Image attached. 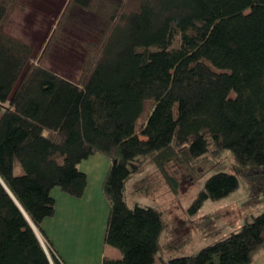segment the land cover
Instances as JSON below:
<instances>
[{
	"label": "trees",
	"instance_id": "obj_1",
	"mask_svg": "<svg viewBox=\"0 0 264 264\" xmlns=\"http://www.w3.org/2000/svg\"><path fill=\"white\" fill-rule=\"evenodd\" d=\"M18 0H0V264H65L35 228L55 213L50 191L84 194L78 164L102 153L110 204L104 242L121 258L103 264H250L264 251V208L196 253L165 258L168 223L158 207L128 206L125 185L152 164L192 166L229 150L246 177L264 176V0H116L97 39L84 42L76 80L44 65L69 8L42 51L4 28ZM239 187L236 174L205 179L190 208Z\"/></svg>",
	"mask_w": 264,
	"mask_h": 264
},
{
	"label": "rangeland",
	"instance_id": "obj_2",
	"mask_svg": "<svg viewBox=\"0 0 264 264\" xmlns=\"http://www.w3.org/2000/svg\"><path fill=\"white\" fill-rule=\"evenodd\" d=\"M65 1L18 0L4 28L30 43L34 53H40ZM115 3L116 0H102L94 12L76 6L69 8L53 44L44 54V65L76 80L81 70L84 42L98 38ZM165 169L176 180L175 189L152 164H146L125 185L128 206L137 203L162 211L168 227L161 241L173 246L171 251L163 253L165 258L196 253L203 246L238 230L264 208V176H244L229 150L208 153L192 166L172 160ZM218 171L236 174L238 189L224 198L206 200L200 208L191 209L192 200L205 179ZM43 245L46 248L45 242ZM159 256L156 254L151 264H164Z\"/></svg>",
	"mask_w": 264,
	"mask_h": 264
},
{
	"label": "crops",
	"instance_id": "obj_3",
	"mask_svg": "<svg viewBox=\"0 0 264 264\" xmlns=\"http://www.w3.org/2000/svg\"><path fill=\"white\" fill-rule=\"evenodd\" d=\"M110 160L94 153L82 160L78 168L87 175L84 194L71 196L59 187L50 191L55 213L35 228L38 237L52 243L65 264H103V258H121L120 251L104 242L110 204L102 191V181ZM43 242V243H44ZM42 243V244H43ZM264 253H258L250 264H264Z\"/></svg>",
	"mask_w": 264,
	"mask_h": 264
}]
</instances>
